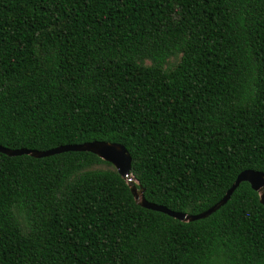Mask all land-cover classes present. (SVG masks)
<instances>
[{"label": "trees", "instance_id": "trees-1", "mask_svg": "<svg viewBox=\"0 0 264 264\" xmlns=\"http://www.w3.org/2000/svg\"><path fill=\"white\" fill-rule=\"evenodd\" d=\"M92 140L188 214L264 172V0H0V145ZM0 264H264V205L181 221L92 152H0Z\"/></svg>", "mask_w": 264, "mask_h": 264}, {"label": "water", "instance_id": "water-1", "mask_svg": "<svg viewBox=\"0 0 264 264\" xmlns=\"http://www.w3.org/2000/svg\"><path fill=\"white\" fill-rule=\"evenodd\" d=\"M69 150L92 152L99 156L101 159L111 163L117 170V172L123 178L126 179L136 203L145 208L163 212L181 221H192L195 219L206 217L207 215L218 209L229 199L231 193L241 181H247L250 184L251 188L258 193L260 203L264 205V172L259 170H254L250 168L242 170L237 174L235 180L233 181L231 186L226 190L225 194L221 197V199H219L217 202H215L210 207L201 212L195 214H188L185 212L171 210L164 205L147 201L144 198V188H137L135 184V179L130 172L131 156L125 146L121 143L111 142L107 140H92L77 144H61L56 147L45 150H37L31 148H8L0 145V152L4 154H28L36 158Z\"/></svg>", "mask_w": 264, "mask_h": 264}]
</instances>
